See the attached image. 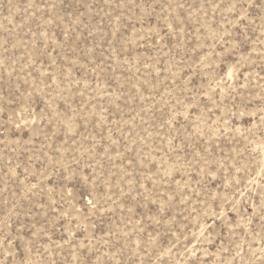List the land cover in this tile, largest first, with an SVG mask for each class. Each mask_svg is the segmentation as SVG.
Segmentation results:
<instances>
[{
	"label": "rangeland",
	"instance_id": "374dc122",
	"mask_svg": "<svg viewBox=\"0 0 264 264\" xmlns=\"http://www.w3.org/2000/svg\"><path fill=\"white\" fill-rule=\"evenodd\" d=\"M0 264H264V0H0Z\"/></svg>",
	"mask_w": 264,
	"mask_h": 264
}]
</instances>
